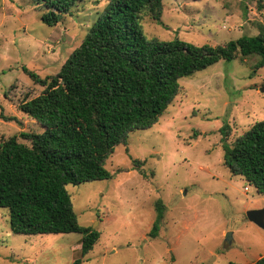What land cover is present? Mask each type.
Listing matches in <instances>:
<instances>
[{"label":"rangeland","instance_id":"rangeland-1","mask_svg":"<svg viewBox=\"0 0 264 264\" xmlns=\"http://www.w3.org/2000/svg\"><path fill=\"white\" fill-rule=\"evenodd\" d=\"M107 0H80L49 26L35 0H0V133L42 131L18 105L39 95L41 78L55 75L84 39ZM160 19L146 12L149 39L174 37L196 45L225 44L264 30V0H163ZM258 56L218 62L180 79L181 90L159 121L129 134L107 159L112 177L68 184L80 224L101 231L82 264H250L264 255V228L247 217L264 207V194L223 165L228 143L264 120V66ZM3 114V116H2ZM16 117L9 119L8 117ZM145 161V175L133 163ZM161 199L159 234L149 236ZM230 233V242L228 241ZM82 235L16 234L0 207V264H72Z\"/></svg>","mask_w":264,"mask_h":264},{"label":"trees","instance_id":"trees-1","mask_svg":"<svg viewBox=\"0 0 264 264\" xmlns=\"http://www.w3.org/2000/svg\"><path fill=\"white\" fill-rule=\"evenodd\" d=\"M35 1L47 8L42 20L54 26L80 0ZM163 8V0H107L57 74L41 78L25 68L45 88L18 107L43 130L21 133L30 144L0 133V207L9 211L11 230L81 234L80 257L72 264L83 263L101 231L80 224L67 185L111 178L106 161L116 146L127 145L132 131L159 121L179 94L181 78L238 56H258L253 75L264 66V30L225 44L149 39L143 16L148 12L158 21ZM220 132L223 165L264 194V120L255 121L232 143L230 125ZM133 163L145 175V161ZM155 209L151 237L159 234L164 218L161 199ZM250 264H264V255Z\"/></svg>","mask_w":264,"mask_h":264},{"label":"water","instance_id":"water-1","mask_svg":"<svg viewBox=\"0 0 264 264\" xmlns=\"http://www.w3.org/2000/svg\"><path fill=\"white\" fill-rule=\"evenodd\" d=\"M264 91V88H262ZM247 217L254 222L256 225L264 228V207L258 209H249L247 211ZM94 228V227H92ZM228 241L230 242V233H228L227 237Z\"/></svg>","mask_w":264,"mask_h":264}]
</instances>
